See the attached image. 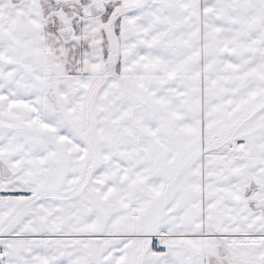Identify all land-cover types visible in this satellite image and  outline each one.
<instances>
[{
  "label": "snow or ice",
  "instance_id": "6c2138e0",
  "mask_svg": "<svg viewBox=\"0 0 264 264\" xmlns=\"http://www.w3.org/2000/svg\"><path fill=\"white\" fill-rule=\"evenodd\" d=\"M0 264H264V0H0Z\"/></svg>",
  "mask_w": 264,
  "mask_h": 264
}]
</instances>
